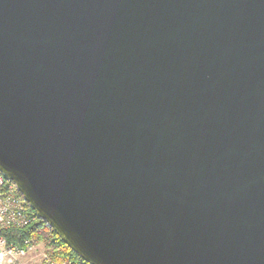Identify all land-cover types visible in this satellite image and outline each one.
Returning <instances> with one entry per match:
<instances>
[{
  "label": "water",
  "instance_id": "95a60500",
  "mask_svg": "<svg viewBox=\"0 0 264 264\" xmlns=\"http://www.w3.org/2000/svg\"><path fill=\"white\" fill-rule=\"evenodd\" d=\"M0 173L87 264H264V0H0Z\"/></svg>",
  "mask_w": 264,
  "mask_h": 264
},
{
  "label": "built area",
  "instance_id": "2783aa9c",
  "mask_svg": "<svg viewBox=\"0 0 264 264\" xmlns=\"http://www.w3.org/2000/svg\"><path fill=\"white\" fill-rule=\"evenodd\" d=\"M17 191L14 182L0 173V264H65L51 259L38 244L24 237L18 230L29 226L34 216Z\"/></svg>",
  "mask_w": 264,
  "mask_h": 264
},
{
  "label": "trees",
  "instance_id": "16d2710c",
  "mask_svg": "<svg viewBox=\"0 0 264 264\" xmlns=\"http://www.w3.org/2000/svg\"><path fill=\"white\" fill-rule=\"evenodd\" d=\"M31 214L35 217L33 222L18 230V239L30 238L33 243H42L44 252L51 259L65 264H87L76 253L70 250L47 224L41 220L30 206L25 203Z\"/></svg>",
  "mask_w": 264,
  "mask_h": 264
},
{
  "label": "rangeland",
  "instance_id": "374dc122",
  "mask_svg": "<svg viewBox=\"0 0 264 264\" xmlns=\"http://www.w3.org/2000/svg\"><path fill=\"white\" fill-rule=\"evenodd\" d=\"M42 250H44L43 244L39 243L37 246V253L41 252Z\"/></svg>",
  "mask_w": 264,
  "mask_h": 264
}]
</instances>
